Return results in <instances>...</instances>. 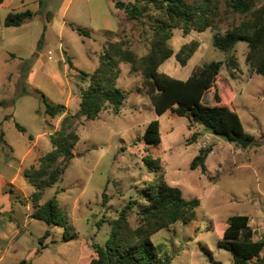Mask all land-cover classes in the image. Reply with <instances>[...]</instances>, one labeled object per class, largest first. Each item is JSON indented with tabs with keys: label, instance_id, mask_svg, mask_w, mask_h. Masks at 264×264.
Returning <instances> with one entry per match:
<instances>
[{
	"label": "rangeland",
	"instance_id": "374dc122",
	"mask_svg": "<svg viewBox=\"0 0 264 264\" xmlns=\"http://www.w3.org/2000/svg\"><path fill=\"white\" fill-rule=\"evenodd\" d=\"M81 2L83 4V0ZM155 15L154 8H149L141 20L123 18L121 21L118 37L125 39L127 46L137 55L149 50L153 36L151 23ZM247 16L238 13L223 15L220 32L224 33ZM82 17L84 19L85 14ZM2 22L1 27H4ZM214 32L207 28L202 31L193 29L185 34L182 29H174L168 44L175 52L193 40L199 45L185 65H181L173 54L159 69L175 78L186 79L195 66L212 60L222 61L219 83L230 81L231 85L220 89L221 102L230 105L228 100L232 99L243 127L254 137V143L243 148L209 131H199L202 129L200 126L199 130L189 128L188 119L171 110L157 115L149 96L141 87V74L130 73L129 64L121 62L116 85L126 93V99L119 113L113 114L107 108L96 119H74L73 128L79 136L74 156L61 179L45 188L40 201L45 202L57 191L60 210L75 236L64 241L63 227L48 226L44 221L29 216L33 211L31 195L34 187L20 177L23 182L20 185L17 183L16 187L20 196L13 199V221H10L24 226V233L1 264H19L22 259L28 260V264H79V256L80 264H86L95 256L92 243L104 244L111 229L109 220L116 218L132 199H136L137 204L127 211L128 221L132 226L138 224L137 210L143 201L142 189L155 183L158 176L146 160L155 158L159 159L160 172H163L168 184L178 187L184 197L200 201L186 220H177L151 236L152 242L161 246V254L169 264H234L230 252L218 245L232 215H248L250 225L258 230L254 238L264 237V77L250 70L246 62V42L238 41L233 49L223 51L212 43ZM32 33L31 27L8 33L13 38L18 36L23 39V46L14 47L18 58H8L5 50L0 54V98L8 96L15 100L11 105L0 108L3 118L15 110V118L7 117L0 123V130L4 132V140L15 147V157H12L15 163H19L23 151L31 145V136L36 130H43L44 127L51 130L53 124H60L61 121V115L50 117L45 113L42 98L34 89L26 91L21 97L13 96L19 83L25 80L29 62L20 63L19 57L31 56ZM104 35L106 40L103 44L115 40L113 35ZM100 42L98 38L81 36L71 30H65L62 37H52L51 57L56 60L62 82L48 78L47 85L40 88V92L53 103L67 102L69 111L74 113L80 101L75 94H79V89L86 87L88 82L77 71L64 72L60 66L63 64L60 62V51L67 50L78 67L76 70L90 72L96 64L95 55L88 50H99ZM69 55L63 52L67 63ZM231 59L237 63V68L229 63ZM19 65L24 74L22 78L18 77ZM10 71L12 75L7 86L4 74ZM202 102L215 104L213 89L204 94ZM154 118L161 122V142L154 145L138 140ZM15 122L26 130H19ZM193 131L199 133L194 141L190 139ZM204 134H209L210 138L205 140L202 137ZM198 140L203 141L202 147L212 148L206 158L205 172L200 167L190 168V162L199 150ZM51 149L50 141L46 147L43 143L37 144L25 168L36 165L39 158ZM47 228L51 231L50 236L40 241ZM42 244L46 247L42 248ZM202 247L211 251L212 258ZM261 255L264 256V247Z\"/></svg>",
	"mask_w": 264,
	"mask_h": 264
},
{
	"label": "trees",
	"instance_id": "16d2710c",
	"mask_svg": "<svg viewBox=\"0 0 264 264\" xmlns=\"http://www.w3.org/2000/svg\"><path fill=\"white\" fill-rule=\"evenodd\" d=\"M1 1V0H0ZM116 1V0H114ZM130 7L124 9L126 19L141 20L149 8H154L156 15L152 18L153 36L149 50L143 55H137L126 44V40L118 37L106 41L98 56V65L91 72L77 70L83 80H87L86 87L79 89V106L72 113L66 111V106L49 101L38 89L45 105V113L50 117L64 114L58 128L50 134L52 149L43 154L36 165L23 169L27 182L34 187L31 195L33 211L30 217L44 221L48 226L57 225L64 228L62 240L67 241L75 236L72 226L62 214L55 194L41 203L45 188L57 183L65 172L70 160L74 156V146L79 140L73 128L74 119L83 117L93 120L99 117L101 111L109 108L113 114H118L126 99V93L116 85L120 75L119 63L129 64L130 73L141 74V87L149 96L154 111L162 115L167 110L188 119V127L194 124L202 125L205 130L243 148L254 143V137L243 127L232 99L229 104L221 102L220 89L231 85L219 83L223 62L212 60L197 65L186 79H178L159 68L162 63L175 54L181 65L196 51L199 43L196 40L184 44L177 52L168 44L173 30L182 29L183 33L190 30H215L212 35L213 45L223 51L234 48L238 41L247 43L246 62L250 70L264 77V2L261 0H129ZM231 13L248 15L238 24L229 27L224 33L220 32L221 17ZM31 10L8 13L3 19L4 26H20L33 18ZM79 35L90 36V31L75 27ZM104 33L119 36L117 32ZM43 34L38 40V46ZM69 67L73 68L70 59ZM229 63L237 68V63L231 59ZM213 89L214 105L202 102L205 93ZM6 101L0 100V106ZM19 130L24 128L15 123ZM199 133L193 132V141ZM138 140L147 144L157 145L161 142L160 122L154 118L150 120L144 133ZM0 142L4 147V140L0 132ZM212 151L210 147L199 148L190 162V168L200 167L206 171V158ZM151 170L157 171L155 183L144 187L141 192L142 202L138 205L139 222L136 226L128 221V210H131L137 200L132 199L119 211L116 218L109 220L111 226L108 237L103 245L92 243L95 256L88 264H169L167 258L161 254V246L155 245L151 236L168 227L177 220H186L188 214L199 205L198 198H186L182 191L168 184L163 172H160L159 159L146 160ZM103 199H106L103 193ZM5 213L0 211V215ZM47 228L39 238L40 241L50 236ZM254 229L250 225V217L236 214L228 218L218 245L230 252L234 264H264L261 251L264 247V237L254 239ZM42 248L46 244H42ZM203 250L212 258L211 251ZM216 262V261H214ZM217 264H222L216 262ZM19 264H28L22 259Z\"/></svg>",
	"mask_w": 264,
	"mask_h": 264
},
{
	"label": "crops",
	"instance_id": "0c3cea01",
	"mask_svg": "<svg viewBox=\"0 0 264 264\" xmlns=\"http://www.w3.org/2000/svg\"><path fill=\"white\" fill-rule=\"evenodd\" d=\"M81 4V0L0 1V54L1 51L3 52L5 50L8 58L12 60L18 58V52H16L14 47L17 48L23 46V39H20L18 36L13 38L12 36H9L8 33L18 31L24 27H31V29H33V33L31 34L33 44L30 48L32 54L28 58L22 56L19 57L21 61L20 63L29 62L25 71V80L24 82L21 81L19 83V87L14 90V97H21L24 95V93H26V91H30L32 89H38L40 91V88L47 85L46 79L48 78H51L55 82H62V77L59 75V69L55 62L56 60L52 59L51 57L50 41L52 37H62L65 30H71V32L75 31L73 26L88 27H82L90 31V36L85 37L94 39L98 38L101 41L99 50H88L91 55H95L94 63L96 66L98 65V56L102 49L103 43L106 40L104 32L114 31L118 33L122 19L126 18V13L123 11L124 9L122 10L121 8H117L115 6L114 0H83V4ZM24 10H31L35 13V15L33 18L27 20L20 26L1 27V20L3 21L8 13ZM82 14H85L84 19ZM42 34L43 39L39 47L38 40ZM117 38L118 36L115 37V39ZM63 52L67 53L68 55L69 53L65 49H63L62 52L60 51V62L63 63L60 66H62L64 72L67 73L69 70L77 71L76 69H78V67L74 64L73 60H71L70 55L69 58L73 68H70L69 63L65 62ZM6 55L5 59L7 60L8 58ZM96 66H94L90 72H86L91 73L96 68ZM18 72V77L22 78L24 74L20 69V65L18 66ZM4 75V81L8 86L12 72H6ZM75 97H79V94L76 93ZM0 100L6 101V103L1 105L0 108L11 105L12 101L13 103L15 102L12 97L8 96H2ZM64 105L66 106V111L68 112L69 108L67 106V102ZM14 113L15 110L10 112V114L5 115L4 118L1 116L2 113H0V123L2 124L3 121H6L7 117L10 119L15 118ZM63 116L64 114H62L60 118L62 119ZM58 125L59 124L57 123L53 124V128L51 130H47L45 127L43 130L42 128L36 130V133L31 136V145L23 151L19 163H15L12 160V157H15V147L4 140V132L0 130L4 140V147L0 142V211L5 213L4 215H0V264L2 261H4L7 254L13 250L14 245L21 239L24 233V226H17L10 220L13 219L12 214L15 202L13 199L17 196H20V193L17 192L16 187L18 185L17 183L20 185L23 182V179H20V177L25 178L22 171L25 166L28 165L26 163L27 159L33 157V153L35 152L34 148L37 147V144L43 143L46 147L50 141V134L58 128ZM22 127L24 130H26L24 126ZM193 127L195 129L198 127L202 128L200 130L198 128L199 131L205 130V128L200 124H194L191 128ZM36 156H38V154ZM252 228L254 229L253 237H255V234L258 233V230L253 226ZM261 237L254 239H259ZM89 261L90 260H88V262ZM88 262L86 264H88Z\"/></svg>",
	"mask_w": 264,
	"mask_h": 264
},
{
	"label": "water",
	"instance_id": "95a60500",
	"mask_svg": "<svg viewBox=\"0 0 264 264\" xmlns=\"http://www.w3.org/2000/svg\"><path fill=\"white\" fill-rule=\"evenodd\" d=\"M115 4L124 9H128L130 7V4H126L124 0H116Z\"/></svg>",
	"mask_w": 264,
	"mask_h": 264
},
{
	"label": "built area",
	"instance_id": "2783aa9c",
	"mask_svg": "<svg viewBox=\"0 0 264 264\" xmlns=\"http://www.w3.org/2000/svg\"><path fill=\"white\" fill-rule=\"evenodd\" d=\"M205 140H208L209 138H210V135L209 134H204L203 136H202ZM198 142V146L200 147V148H202V143H203V141H197ZM204 144V143H203Z\"/></svg>",
	"mask_w": 264,
	"mask_h": 264
}]
</instances>
